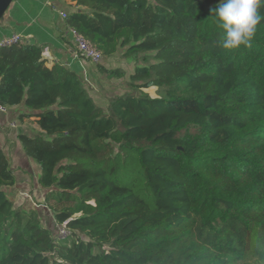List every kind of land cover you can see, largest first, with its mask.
<instances>
[{
	"label": "trees",
	"instance_id": "obj_1",
	"mask_svg": "<svg viewBox=\"0 0 264 264\" xmlns=\"http://www.w3.org/2000/svg\"><path fill=\"white\" fill-rule=\"evenodd\" d=\"M73 1L67 26L134 57L133 89L106 112L42 48L0 47V105L34 111L44 134L19 138L71 232L14 206L0 150V264H264V6L251 47L226 50L220 0Z\"/></svg>",
	"mask_w": 264,
	"mask_h": 264
},
{
	"label": "crops",
	"instance_id": "obj_2",
	"mask_svg": "<svg viewBox=\"0 0 264 264\" xmlns=\"http://www.w3.org/2000/svg\"><path fill=\"white\" fill-rule=\"evenodd\" d=\"M75 10L82 8L77 7L73 0H14L0 21V39L18 33L22 36L21 43L42 48L43 57L50 64L57 62L74 71L94 101L108 112L110 98L126 92V85L131 87L130 77L135 63L127 62L130 57L123 53L120 57L121 49L109 58L104 57L98 64L82 58L77 52L70 27L62 16ZM100 66L105 69L121 68L125 75L109 77L100 70ZM151 96H156V90ZM33 112L24 102L6 106V111L0 112V150L9 160L16 178L15 184L4 187V191L16 208L36 211L46 226L45 218L52 216L54 223L56 220L45 205L46 189L39 183L40 166L25 153L19 138L21 134H44L37 124V117L26 115Z\"/></svg>",
	"mask_w": 264,
	"mask_h": 264
},
{
	"label": "clouds",
	"instance_id": "obj_3",
	"mask_svg": "<svg viewBox=\"0 0 264 264\" xmlns=\"http://www.w3.org/2000/svg\"><path fill=\"white\" fill-rule=\"evenodd\" d=\"M261 6H264V0H220L212 11L223 30L221 46L224 49L251 47L262 20L258 12Z\"/></svg>",
	"mask_w": 264,
	"mask_h": 264
},
{
	"label": "built area",
	"instance_id": "obj_4",
	"mask_svg": "<svg viewBox=\"0 0 264 264\" xmlns=\"http://www.w3.org/2000/svg\"><path fill=\"white\" fill-rule=\"evenodd\" d=\"M66 15H67L66 13L62 14L64 18L66 17ZM70 31L72 33L77 52L82 58L94 64H98L103 60L104 57H103L102 52L99 49H97L95 45L90 43L75 29L70 28ZM21 42H22V36L18 33H15V34H12L11 36H7V37L0 39V47H8V46L18 44ZM5 111H6V106L0 105V112H5ZM70 235H71V232L67 228L66 222L62 224H58V230L56 233V236L58 239H64V238L69 237Z\"/></svg>",
	"mask_w": 264,
	"mask_h": 264
},
{
	"label": "rangeland",
	"instance_id": "obj_5",
	"mask_svg": "<svg viewBox=\"0 0 264 264\" xmlns=\"http://www.w3.org/2000/svg\"><path fill=\"white\" fill-rule=\"evenodd\" d=\"M151 1H153V0H151ZM123 53V50L121 49V51H120V57H122L123 55H121ZM130 57V59H128L127 60V62H134L135 63V59H134V57H132V56H129ZM140 65H142V62H141V57H140ZM131 85V84H130ZM127 86V90H126V92H129V91H131L133 88H132V85H131V87H129V85H126ZM155 90H156V88L155 87H151V88H148V89H145V91L146 92H148L150 95H155ZM126 92H124V93H126ZM123 93V94H124ZM53 214V213H52ZM45 224H46V226L53 232V234H56L57 233V230H58V223L57 222H55L54 223V221H53V217L52 216H50L49 217V219H47V218H45V222H44ZM69 238V237H68Z\"/></svg>",
	"mask_w": 264,
	"mask_h": 264
},
{
	"label": "water",
	"instance_id": "obj_6",
	"mask_svg": "<svg viewBox=\"0 0 264 264\" xmlns=\"http://www.w3.org/2000/svg\"><path fill=\"white\" fill-rule=\"evenodd\" d=\"M14 0H0V21Z\"/></svg>",
	"mask_w": 264,
	"mask_h": 264
}]
</instances>
